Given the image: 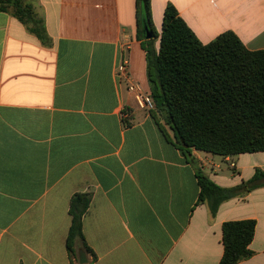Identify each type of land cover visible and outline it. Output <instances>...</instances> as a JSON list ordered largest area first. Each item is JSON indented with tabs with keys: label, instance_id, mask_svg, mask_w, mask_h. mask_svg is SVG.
<instances>
[{
	"label": "crops",
	"instance_id": "1",
	"mask_svg": "<svg viewBox=\"0 0 264 264\" xmlns=\"http://www.w3.org/2000/svg\"><path fill=\"white\" fill-rule=\"evenodd\" d=\"M24 1L48 44L0 12V264H79L82 241L77 257L67 248L76 194L92 196L82 224L93 264H219L223 224L242 220L257 226L239 264H264V187L212 215L196 177L236 187L264 172V152L188 158L137 105L131 84L151 95L137 0ZM168 5L203 44L230 31L264 50V0H151L159 36Z\"/></svg>",
	"mask_w": 264,
	"mask_h": 264
},
{
	"label": "trees",
	"instance_id": "2",
	"mask_svg": "<svg viewBox=\"0 0 264 264\" xmlns=\"http://www.w3.org/2000/svg\"><path fill=\"white\" fill-rule=\"evenodd\" d=\"M0 12L24 24L42 43L48 36L32 5L24 0H0ZM139 36H151L144 46L147 76L154 109L173 132L176 146L191 156L192 150L214 156H238L264 152V50L251 52L233 33L226 32L209 44L196 37L176 8L168 5L161 35L154 28L151 0H137ZM147 29V30H146ZM160 38L156 49L154 40ZM196 177L199 201L212 215L233 198L264 187V172L242 184L223 188L201 170ZM90 194L71 199L72 225L68 251L77 257L76 242L96 261L83 235L82 220L90 207ZM255 220L229 221L222 226L224 253L219 264H239L253 257Z\"/></svg>",
	"mask_w": 264,
	"mask_h": 264
},
{
	"label": "built area",
	"instance_id": "3",
	"mask_svg": "<svg viewBox=\"0 0 264 264\" xmlns=\"http://www.w3.org/2000/svg\"><path fill=\"white\" fill-rule=\"evenodd\" d=\"M127 62H123L121 65L117 68V74L120 78H127L128 77V68H127ZM129 91L134 94V99L137 103V105L144 110L151 111L154 109V103L151 98V95H146L143 93L141 87L137 84H131L129 86ZM125 118V115H123Z\"/></svg>",
	"mask_w": 264,
	"mask_h": 264
},
{
	"label": "water",
	"instance_id": "4",
	"mask_svg": "<svg viewBox=\"0 0 264 264\" xmlns=\"http://www.w3.org/2000/svg\"><path fill=\"white\" fill-rule=\"evenodd\" d=\"M150 37L151 36L147 33V38L150 39ZM78 260H79V264H88L89 263V259L87 257V254L85 253V251L83 249H81L78 253Z\"/></svg>",
	"mask_w": 264,
	"mask_h": 264
}]
</instances>
